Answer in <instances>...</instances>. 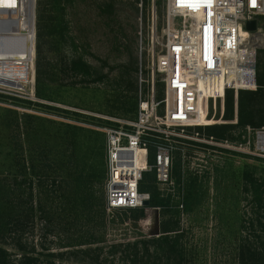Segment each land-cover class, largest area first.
Returning a JSON list of instances; mask_svg holds the SVG:
<instances>
[{
  "label": "rangeland",
  "instance_id": "obj_1",
  "mask_svg": "<svg viewBox=\"0 0 264 264\" xmlns=\"http://www.w3.org/2000/svg\"><path fill=\"white\" fill-rule=\"evenodd\" d=\"M138 5L139 0H44L48 67L35 71V102L0 93V223L11 220L16 201L23 217L31 204L34 207L22 230L5 237L8 260L19 259L22 252L14 246L19 241L26 252L34 251L36 264H143L140 244L168 222L174 223L169 227L176 230L172 236H183L181 264H237L236 242H255L257 219L263 222L253 197L254 191L264 190L263 128H235L222 139L213 136L228 141L230 150L219 153L195 147L178 151L173 191L147 183L174 202L193 185L194 199L185 212L146 209L145 218L138 220L134 213L104 210L105 228L96 227L100 222L92 217L89 204L93 198L101 203L104 196L102 129L115 126L109 119L131 121L136 115L135 87L146 57H140ZM150 6V0L143 1L144 38ZM155 6L160 31L163 0H155ZM259 22L263 28L264 17ZM255 40L264 45L261 35ZM256 62L264 75V48L257 49ZM143 79H149L145 71ZM162 87L157 76V98ZM220 114L218 109L212 126L226 124ZM57 206L66 210V217L80 221L78 230L54 228L51 209ZM92 226V244L69 248L75 230L85 235Z\"/></svg>",
  "mask_w": 264,
  "mask_h": 264
},
{
  "label": "built area",
  "instance_id": "obj_2",
  "mask_svg": "<svg viewBox=\"0 0 264 264\" xmlns=\"http://www.w3.org/2000/svg\"><path fill=\"white\" fill-rule=\"evenodd\" d=\"M143 1L138 5L139 45L140 57H146L140 66L136 115L131 121L109 119L115 126L102 129L107 213L144 208L149 195L139 192V184L147 172H154L158 186L173 191L178 151L230 150L228 141L205 135L204 128L216 124L218 109L223 114L226 92L237 98L240 91L256 90L257 49L264 48L255 40L256 35L264 37L259 22L264 0H163L160 31L155 0H150L145 38ZM251 21H256L255 32L246 30ZM35 56L36 0H0V93L35 102ZM157 76L163 86L160 98ZM236 123L235 118L231 124ZM178 203L181 210L182 199Z\"/></svg>",
  "mask_w": 264,
  "mask_h": 264
},
{
  "label": "trees",
  "instance_id": "obj_3",
  "mask_svg": "<svg viewBox=\"0 0 264 264\" xmlns=\"http://www.w3.org/2000/svg\"><path fill=\"white\" fill-rule=\"evenodd\" d=\"M48 21L46 9L44 7V0H36V56H35V71L36 74L40 72L41 69L48 67L47 63V46L48 41ZM257 63V62H256ZM256 90L255 91H240L237 95L236 100L234 99V93L231 91L226 92L224 98V114L222 119L226 124L221 126H208L204 128L206 130L207 136H215L217 138H224V134L231 129H264V75L261 73V66L256 64ZM37 93V91H35ZM135 99L137 101V84L135 87ZM30 103V102H29ZM138 105V101H137ZM137 111V109H136ZM236 118V124H231ZM196 130L201 131V128ZM153 162V152L149 151L148 163L152 165ZM97 167V166H96ZM96 169V168H95ZM97 176L96 171L93 173V177ZM105 175V173H104ZM155 182L154 172L143 174L142 180L139 184V192L149 195V207L142 209H135L126 212L117 213H134L137 214L138 220L144 219L146 216V209H159V211L165 213L171 210H179L185 212L189 209L191 203L193 202V185L189 186L186 196L182 197V209L180 210L178 201L174 202L168 196L163 197L155 189L146 187L147 183ZM150 186V185H149ZM96 195V194H95ZM254 204L257 208L258 214H262L263 222L257 219L258 222V236H254L255 242L253 240H247L243 238L240 243L236 242V252H237V264H264V190L254 191ZM104 196L100 203V200L93 198V202H90L89 209L92 217L100 222L98 229L102 227L104 230V225L102 222L104 216ZM21 204L15 203L14 212L11 220H7L4 224L0 223V264H36L37 259L34 257V251L32 253L26 252L21 246L20 242L17 241L16 250L22 252L19 255L17 261H10L7 258V250L5 249V237L7 234L16 235L20 230H22V225L28 220L32 219L34 214V207L31 204L29 209H27L26 217L22 215ZM254 213V207H251ZM66 210L60 207H54L51 209L52 218L51 222H54V228L60 230L61 232H70L72 228L78 230L80 226V221L74 217H66ZM31 222V221H29ZM166 228L163 231H156L152 233L153 237L150 241H143L140 246L143 248L144 253L141 258L145 260L143 264H160L162 260L181 264L182 254L180 253L181 248V236L179 233L176 235H171L172 230L169 227L174 226L173 222L164 223ZM253 227V224H252ZM73 233L70 237L71 243H69V248L83 247L91 242H94L93 234H95V227L88 228L85 235H80V231ZM87 238V239H85ZM69 240V239H68ZM150 247H153L151 252ZM136 250L139 248V244L134 247ZM138 254V251H136ZM137 258V255L135 256ZM153 258L152 262L148 260ZM172 259V260H171ZM141 260V261H143ZM147 260V261H146Z\"/></svg>",
  "mask_w": 264,
  "mask_h": 264
},
{
  "label": "water",
  "instance_id": "obj_4",
  "mask_svg": "<svg viewBox=\"0 0 264 264\" xmlns=\"http://www.w3.org/2000/svg\"><path fill=\"white\" fill-rule=\"evenodd\" d=\"M246 30L248 32H255L256 31V21H251V22L246 23ZM263 30H264V27H263ZM142 206L144 208H148L149 201L148 200L143 201Z\"/></svg>",
  "mask_w": 264,
  "mask_h": 264
},
{
  "label": "bare ground",
  "instance_id": "obj_5",
  "mask_svg": "<svg viewBox=\"0 0 264 264\" xmlns=\"http://www.w3.org/2000/svg\"><path fill=\"white\" fill-rule=\"evenodd\" d=\"M260 44V43H257ZM205 115V113H203V116ZM207 122V121H206ZM262 145L264 146V137H262Z\"/></svg>",
  "mask_w": 264,
  "mask_h": 264
},
{
  "label": "snow or ice",
  "instance_id": "obj_6",
  "mask_svg": "<svg viewBox=\"0 0 264 264\" xmlns=\"http://www.w3.org/2000/svg\"><path fill=\"white\" fill-rule=\"evenodd\" d=\"M178 3H179V0H178ZM189 6H192V5H189Z\"/></svg>",
  "mask_w": 264,
  "mask_h": 264
},
{
  "label": "crops",
  "instance_id": "obj_7",
  "mask_svg": "<svg viewBox=\"0 0 264 264\" xmlns=\"http://www.w3.org/2000/svg\"><path fill=\"white\" fill-rule=\"evenodd\" d=\"M105 163V162H104Z\"/></svg>",
  "mask_w": 264,
  "mask_h": 264
}]
</instances>
